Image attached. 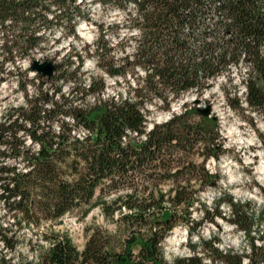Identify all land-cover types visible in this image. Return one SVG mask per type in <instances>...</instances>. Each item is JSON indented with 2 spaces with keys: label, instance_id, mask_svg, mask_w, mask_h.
Here are the masks:
<instances>
[{
  "label": "trees",
  "instance_id": "1",
  "mask_svg": "<svg viewBox=\"0 0 264 264\" xmlns=\"http://www.w3.org/2000/svg\"><path fill=\"white\" fill-rule=\"evenodd\" d=\"M84 1L0 0L1 67L45 48L49 35H73L78 21L87 20ZM90 1L117 11L121 21L111 26L131 33L115 46H130L121 57L106 41L102 66L108 77L132 78L129 95L74 105L70 94L80 93L84 100L104 90L102 79L91 78L84 86L77 82L81 54L55 63L50 79L36 74L41 82L35 93L25 95L23 106L0 122V159L10 157L25 167L0 161V202L18 223L35 227L100 205L106 216L118 212V233L93 231L81 251L67 236L45 233L48 246L19 264H167L161 244L177 224L187 225L191 236L204 221L216 224L217 217L244 234L248 254L220 251L214 241L191 246L193 253H202L210 264H264V232L258 229L264 208L255 217L247 203L223 196L213 209L202 205L200 220L191 219L198 192L218 180L205 169L208 159L218 160L225 150L216 120L185 103L181 113L145 132L148 103L158 100L159 108L169 111L184 95L200 97L218 78L230 80L241 64L250 67L244 103L264 115V0ZM47 83L49 88L43 86ZM64 84L70 86L68 95ZM19 87L24 91L26 83ZM226 101L231 108L241 107L236 97L226 95ZM80 126L90 132L83 140L72 135ZM24 136L37 146L35 151L24 145ZM109 195L117 196L105 202ZM220 203L229 209L228 216L219 210ZM6 232L0 226V242L13 251L16 243ZM176 264L202 263L194 255Z\"/></svg>",
  "mask_w": 264,
  "mask_h": 264
},
{
  "label": "rangeland",
  "instance_id": "2",
  "mask_svg": "<svg viewBox=\"0 0 264 264\" xmlns=\"http://www.w3.org/2000/svg\"><path fill=\"white\" fill-rule=\"evenodd\" d=\"M81 4L82 9L87 12V20L78 21L73 35L63 32L49 35L45 48L35 50L29 58L22 59L15 65L6 63L1 67L0 64V122L4 121L5 115H8L11 110L23 106L24 96L34 94L36 87L40 84L41 81L37 80L36 73L30 70L33 60H52L60 64L69 55L81 54L83 63L81 74L76 77L78 83L84 86L91 78L102 79L105 99L113 96L117 99L129 95V87L133 86L132 78L127 77L126 80H122L108 77L102 66L106 65V41L111 47H115L121 39L129 37L131 33L111 26L121 21V15L117 11L107 9L90 0ZM97 46L101 50L97 53L89 52ZM124 47V49L121 46L113 48V53L121 57L130 51V46ZM72 60L74 61V58ZM249 69L247 64H241L232 71L230 80L220 77L200 97L194 93H188L171 105V110L174 108L173 114H179L183 111L185 103L188 108H192L196 107L193 104L194 99L206 101L210 106V117L216 120L221 145L225 149L218 160L210 158L206 161L205 169L213 175L217 174L218 180L215 186L206 187L196 195L194 205L190 209L191 219L194 221L203 217L204 207L213 209L215 200L223 196L226 199L231 197L235 201L247 203L249 212L255 217L257 212L264 208V173H261L259 169L264 166V115L250 110L244 103V80ZM138 75L142 74L138 73ZM23 83H26L24 91L19 87ZM43 86L49 88L48 83ZM69 87L66 84L62 85L65 95L69 94ZM88 95L84 100H81L80 93H72L69 97L74 100V105H80L87 103ZM226 95L231 98L236 97L241 107L231 108L226 101ZM160 106L161 103L158 100L148 103L146 108L148 125L165 122L168 111H162ZM68 122L72 123L71 119ZM55 125L56 122L53 123V127ZM23 140L26 147L34 151L37 149L36 145L30 143L27 136H24ZM3 160L6 165H16L20 169H25L19 160L10 157H5ZM3 160L0 159V161ZM195 160L198 163L202 161L200 157ZM163 188L168 189V186ZM117 195L105 196L103 200L110 202ZM219 210L226 216L229 215V209L224 203H220ZM118 216V212H115L113 216H106L100 205L91 209L83 206L67 213L57 222L42 221L35 227L28 226L24 222L18 223L0 202V226L7 228L8 237H12L17 246L10 251L0 242V264H19L33 260L43 248L48 246L43 239V234L51 232L58 236H67L78 248L77 250L81 251L93 231L117 234ZM215 223L204 221V224L191 236L187 232V225L177 224L161 244L164 261L167 264H176L181 259L195 255L201 257L202 264H210L209 258L203 256L199 249L197 251L201 254H194L191 249V246L199 247L200 241H214V246L220 251L232 250L239 254H248V240L241 231L236 230L226 219L220 217L215 219ZM258 229L264 232L263 221ZM172 236L175 240L169 241L168 239ZM256 244L258 245L259 241L256 240Z\"/></svg>",
  "mask_w": 264,
  "mask_h": 264
},
{
  "label": "water",
  "instance_id": "3",
  "mask_svg": "<svg viewBox=\"0 0 264 264\" xmlns=\"http://www.w3.org/2000/svg\"><path fill=\"white\" fill-rule=\"evenodd\" d=\"M30 70L44 78L50 79L55 72V63L52 60H33L30 65ZM193 103L194 105H196V111L200 116L206 118L210 117L211 110L206 101L201 99H194Z\"/></svg>",
  "mask_w": 264,
  "mask_h": 264
},
{
  "label": "built area",
  "instance_id": "4",
  "mask_svg": "<svg viewBox=\"0 0 264 264\" xmlns=\"http://www.w3.org/2000/svg\"><path fill=\"white\" fill-rule=\"evenodd\" d=\"M87 105L89 106H92V105H95L96 103H99L100 101H105L107 99H105V96L103 94V92L100 94V95H97V96H93V95H88L87 96ZM171 110V109H170ZM174 112V108H172L171 111H168L166 113V119L165 121H167L168 119H170L172 117V114ZM69 121V119H68ZM71 122L73 123V120L71 119ZM152 125L149 124L147 125V127L145 128V132H148L150 129H151ZM90 134V132L86 129V128H83V127H75L72 131V135L76 138H78L79 140H83L84 138H87V136ZM142 139L144 138V136L141 137ZM246 262V261H245Z\"/></svg>",
  "mask_w": 264,
  "mask_h": 264
},
{
  "label": "bare ground",
  "instance_id": "5",
  "mask_svg": "<svg viewBox=\"0 0 264 264\" xmlns=\"http://www.w3.org/2000/svg\"><path fill=\"white\" fill-rule=\"evenodd\" d=\"M259 169H260L261 173H264V166H263V167H260ZM168 240H169V241H172V240L174 241V240H175V237L172 236V237L169 238Z\"/></svg>",
  "mask_w": 264,
  "mask_h": 264
}]
</instances>
